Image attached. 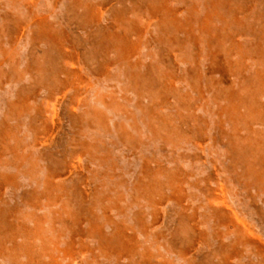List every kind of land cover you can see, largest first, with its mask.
<instances>
[{
    "label": "rangeland",
    "instance_id": "rangeland-1",
    "mask_svg": "<svg viewBox=\"0 0 264 264\" xmlns=\"http://www.w3.org/2000/svg\"><path fill=\"white\" fill-rule=\"evenodd\" d=\"M215 2L0 0V264H264V0Z\"/></svg>",
    "mask_w": 264,
    "mask_h": 264
},
{
    "label": "bare ground",
    "instance_id": "bare-ground-1",
    "mask_svg": "<svg viewBox=\"0 0 264 264\" xmlns=\"http://www.w3.org/2000/svg\"><path fill=\"white\" fill-rule=\"evenodd\" d=\"M171 1L172 0H159V4L157 6L158 11H160V13L162 14V16H161L162 25L161 26L163 28H169V27L171 28V26L173 24H177V20L178 19H176V15L174 14L173 15L174 17L171 16L172 13H174L173 10L169 6V4L171 3ZM211 1L213 2V4H212L213 7L216 9L217 6H218V3H216L215 0H211ZM94 12H95V10L92 11V13H94ZM39 33H41L45 37L50 36V33H49L48 28L46 26L43 27V22H40V31H39ZM135 49H136L135 48V45H132L131 42H126L125 41V43L123 45V53H124L123 55H124V58L127 59V61L130 62V59L132 58L133 52H134ZM234 50H237V49L234 48ZM242 53H243V51H242ZM230 67L232 68L231 65H230ZM256 78L257 79H255L253 81V82L256 83L255 84V90H253L251 92V95H250L249 99H247L246 102L249 103V107L248 108H249L250 114L252 115V118L255 117V119L261 120V118H264V109H262L260 105H257L259 103L255 102V101H258V99H259L260 96H262V95L264 96V72H261ZM256 98H258V99H256ZM95 229H96L97 232L100 233V229L98 228V224L97 223L95 224V228H93V230L95 231ZM101 235H103V234H101ZM248 235H249L248 229H246L244 226H241V229L239 228L238 244L239 245H241V244L243 245L245 243V238H247ZM106 239H110L111 240L112 238H107V237H105V238L102 237L101 238V240H104V241H107ZM110 240H108V242L113 243V241H110ZM118 240L121 241V239L119 237H118ZM234 248H236V246ZM10 252H11V250H10ZM11 258H12V256H11Z\"/></svg>",
    "mask_w": 264,
    "mask_h": 264
}]
</instances>
